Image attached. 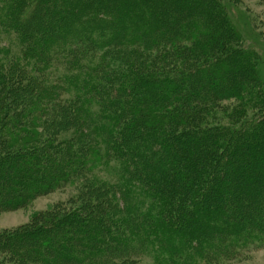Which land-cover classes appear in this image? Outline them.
<instances>
[{
    "label": "trees",
    "instance_id": "1",
    "mask_svg": "<svg viewBox=\"0 0 264 264\" xmlns=\"http://www.w3.org/2000/svg\"><path fill=\"white\" fill-rule=\"evenodd\" d=\"M9 1L0 20V211L28 204L45 182L68 181L77 194L1 231L0 264H137L146 253L151 264H227L264 245V188L250 185L264 178V121L244 129L240 108L245 81L263 60L257 52L245 61L231 45L244 34L227 3ZM9 31L18 34L17 50ZM180 37L196 57L165 68L140 61L159 38L185 45ZM219 48L223 58L211 54L193 69L200 52ZM62 59L77 74L54 78ZM226 99L239 104L224 150L211 144L210 129ZM143 118L153 124L145 132ZM69 126L76 135L60 147L58 130ZM97 156L118 161L119 176L88 178ZM251 159L257 164L246 177L238 164L248 169ZM243 200L255 207L246 211Z\"/></svg>",
    "mask_w": 264,
    "mask_h": 264
},
{
    "label": "rangeland",
    "instance_id": "2",
    "mask_svg": "<svg viewBox=\"0 0 264 264\" xmlns=\"http://www.w3.org/2000/svg\"><path fill=\"white\" fill-rule=\"evenodd\" d=\"M221 1L224 3H227L228 5L227 10L229 12L231 23L235 24L239 28V30H241V32H243L244 34L242 35V38H240L242 40L235 42V43H231V45L239 51L237 52V54H239V56L241 55L245 61L249 59L253 61L255 53L259 52L261 53L260 60H263L262 64L259 65L258 67L259 73L255 72L254 76L249 77L248 80L245 81V84L251 85V87L244 92V95H242L241 104H244V105H242L240 108H243L246 112V117L243 118V121L245 124L243 125V128L246 130H249L250 126L246 124L247 123L246 121L248 120L252 121L253 119H255L252 122L256 124H260L261 122L264 121V116H263L264 113L262 115L260 111L258 110V107L253 105L255 103L254 98L256 94L259 95V99H261V97L264 98V0H221ZM9 2H10L9 0H0V20L1 21L4 20L3 15L4 14L6 15V5ZM30 8L31 6H29L25 12H27V10H29ZM14 31H9L7 39H9L12 42L14 46L13 49L17 50L19 46L18 34H16V32ZM179 40L180 42L186 43V44L183 45L177 42L176 43L171 42V44L170 43L166 44V42L161 41V39L159 38L158 46H156L155 49H153L151 52L141 53L142 57L140 58V61H145V62L151 61L152 63H154L155 66L163 65V67L165 68V66H168L171 63L170 62L171 60H173L174 62L175 61L178 62V65H180L182 59H183L182 62H186L184 60L186 59L188 60L189 58L192 59L196 57L194 53L195 51H193L194 49L190 51V49L185 47L188 45L192 46L193 44L190 43V41L185 42L184 40L186 39L182 37H180ZM254 41L255 43L257 42L256 46H254L255 45ZM128 48H130V50L132 51L135 49V47L133 46H124L125 50H127ZM208 52H205L204 54L200 52L198 59L200 60L201 63H196V66L193 67L195 71L203 69L205 65H208L207 63H209V61L206 63H203L202 59L211 58L210 56L212 54L213 58H211L210 60H216L215 59L216 57L223 58L224 53H225L221 51L220 48L218 50L212 51L211 53L210 51ZM92 53H95L96 55L98 54L101 56L103 51L94 49ZM233 53L235 54V50L233 51ZM196 54H199V53H196ZM164 55L166 56V58ZM82 56L84 57V55ZM61 58H64V57H61ZM86 59L89 60V58H86ZM62 60H63L62 62L60 60H57L59 61L58 62L59 65L55 66V68L51 70L52 74L54 73L53 75L54 78H56V76H63L65 74L71 73L72 71L74 74H77L78 67L76 65L72 64L68 66L66 64L65 59H62ZM91 64L95 65L94 60L91 61ZM187 84L188 83L186 82L185 85ZM257 86L261 88V92H260L261 94L256 92ZM246 88L247 87H245V89ZM70 90L66 92L64 91L61 92L62 93L61 96L64 98L74 96L77 90L73 89L72 92H70ZM191 98L197 100L195 97L193 98L192 95H191ZM91 99H93V97H91ZM221 102L223 106H220L218 107V109H215L217 111L216 114L218 117L215 116L213 120L214 122L213 127L212 128L210 127L211 128L210 131L212 130L213 132H216V134L214 135L211 141L212 142L211 144L213 146L215 145L218 146V148L219 146L223 147V149L225 150L226 149L225 145L228 144L227 140L229 138V137H226V136H229V134L227 135L225 134L229 133L231 129L233 127H236L237 125L236 123H233V121L231 120V116H233L231 114H233L234 109H236L233 106H235L236 104H239V99H229V100L226 99ZM258 102L259 104L257 105H260L261 103L259 100ZM194 103L196 104L195 101ZM93 107L95 108V110L98 109V105L96 104ZM139 114L144 117V113H139ZM43 120H45V118H43ZM145 120L146 118H143V120L140 122V125L138 124V126H141V131L143 132L147 131V128H152L153 126V124H151L152 123L151 121L146 122ZM74 129L75 128H72V126H69V127H63L62 130H58L57 136H59L60 140L64 139L63 141H59L60 147L63 145V142L66 141V139L68 140L70 136L74 134ZM22 130L29 131L30 129L22 127ZM37 131L41 132L42 130L38 128ZM210 134H213V133H210ZM23 138L24 137H22L21 140H23ZM223 149H219V150H223ZM217 151L218 149H216V152ZM226 152H228V149L226 150ZM240 152L242 153L241 150ZM19 153H22V151H20ZM101 156L99 157L97 156L96 158L93 157L91 159V166L88 165L89 175H87V177L93 178L95 176H98V177H104L106 179L114 180V178L118 177L120 173L115 168L116 165H118V161L117 162L113 161L111 157H110L111 160L108 157L100 158ZM96 160H99V162L95 163ZM251 160L252 162L250 163V166L248 167V169L252 168L254 165L256 166L257 164L256 160L254 161L253 159ZM238 165L239 167L243 166V169H244L243 174L246 175V177H248V175L253 173V171H251L250 169L249 170L247 169V166L244 168L245 166L244 163L240 162ZM61 181L63 180H60L59 182ZM59 182L57 184L45 182L43 184H49V185L46 188L44 187L40 189L39 193H37L34 199H32L28 204H25L24 206L18 207V208L8 207L0 211V232L5 231V230H13L21 225L30 223L32 219H34L37 215H42L43 212L53 207L55 204L62 203L64 202V200L77 194L76 189L72 185H70L68 181H65L63 185H61ZM237 182H240V181H237ZM261 183L264 188V178L258 177L254 181H251L250 185L257 186L258 184H261ZM263 202H264V198H263ZM248 205L252 206V208L255 207L254 203H250L247 200V203L244 204L246 211L249 209L247 207ZM248 215L249 214L246 213V216ZM142 257H143L142 260L138 262L137 264L154 263L153 257L148 255L147 253ZM231 259L232 260L228 262L227 264H264V245L257 247V248H250L243 253H238V255H233Z\"/></svg>",
    "mask_w": 264,
    "mask_h": 264
}]
</instances>
